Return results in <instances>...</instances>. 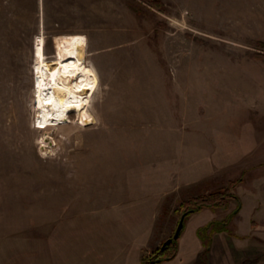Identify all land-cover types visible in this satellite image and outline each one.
Wrapping results in <instances>:
<instances>
[{"label": "rangeland", "instance_id": "1", "mask_svg": "<svg viewBox=\"0 0 264 264\" xmlns=\"http://www.w3.org/2000/svg\"><path fill=\"white\" fill-rule=\"evenodd\" d=\"M57 64L94 68L96 122L35 126ZM232 181L158 264L264 216V0H0V264H143Z\"/></svg>", "mask_w": 264, "mask_h": 264}, {"label": "bare ground", "instance_id": "2", "mask_svg": "<svg viewBox=\"0 0 264 264\" xmlns=\"http://www.w3.org/2000/svg\"><path fill=\"white\" fill-rule=\"evenodd\" d=\"M42 62L45 61L42 59ZM98 82V76L91 66H46L45 72L38 73L36 77L39 102L34 116L35 126L47 129L70 122L71 111L75 112L76 119L82 124L94 122L96 118L91 109V99Z\"/></svg>", "mask_w": 264, "mask_h": 264}, {"label": "crops", "instance_id": "3", "mask_svg": "<svg viewBox=\"0 0 264 264\" xmlns=\"http://www.w3.org/2000/svg\"><path fill=\"white\" fill-rule=\"evenodd\" d=\"M242 213H244V206L241 203L238 206V226L234 224L236 230L238 229V232H234L235 236L223 230L215 233L208 248L198 243L195 251L200 250L201 255L204 253L205 259H197L196 256L194 264H264V216L259 212L255 215L251 211L248 213L245 225L241 226L239 218ZM193 218L202 219L192 229L196 234L199 229L212 222L208 216Z\"/></svg>", "mask_w": 264, "mask_h": 264}, {"label": "trees", "instance_id": "4", "mask_svg": "<svg viewBox=\"0 0 264 264\" xmlns=\"http://www.w3.org/2000/svg\"><path fill=\"white\" fill-rule=\"evenodd\" d=\"M236 182L232 181L229 187H222L218 191L210 192L203 195H198L196 197H192L185 205L192 204L193 207L186 208L185 213L186 217L195 211H200L206 207H226L228 205V201L230 197H233L231 193V189L235 186ZM185 217V219H186ZM180 237V236H179ZM179 239V238H178ZM173 240L167 246L157 247L150 253V258L146 256V254L142 257L143 264H158L159 262L167 259L174 258L178 251L177 241Z\"/></svg>", "mask_w": 264, "mask_h": 264}, {"label": "water", "instance_id": "5", "mask_svg": "<svg viewBox=\"0 0 264 264\" xmlns=\"http://www.w3.org/2000/svg\"><path fill=\"white\" fill-rule=\"evenodd\" d=\"M185 217H186V213H184V214L181 216L180 221H179V223H178V226H177V228H176V231H175L174 235H173L172 237H169L167 240H165V241L163 242L162 247L167 246L170 242H172L173 240H176V239L179 238V236L181 235V233H182V231H183V229H184V224H185L184 221H185Z\"/></svg>", "mask_w": 264, "mask_h": 264}]
</instances>
